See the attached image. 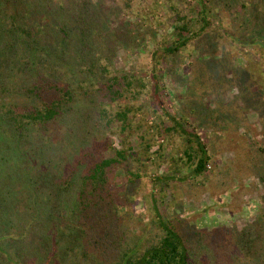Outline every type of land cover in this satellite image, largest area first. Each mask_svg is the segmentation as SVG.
Here are the masks:
<instances>
[{
  "label": "trees",
  "instance_id": "obj_1",
  "mask_svg": "<svg viewBox=\"0 0 264 264\" xmlns=\"http://www.w3.org/2000/svg\"><path fill=\"white\" fill-rule=\"evenodd\" d=\"M226 1L199 0L201 9L195 11L201 16L200 34L194 20L171 3L176 13L172 39L165 51L157 54V60L166 62L190 51L196 36H205L202 39L209 45L219 43L221 34L212 29L210 5ZM238 1L246 11L253 4L255 18L251 14L245 18L251 33L234 36L242 46H255L264 56V0ZM90 2L69 0L68 5H58L56 0H0V264H197L198 257L204 262L211 260L209 264H264V214L242 230L224 225L220 230L187 233L160 212L155 200L158 194L153 191L158 212L152 225L154 233L144 239L132 226L133 213L128 214L133 221L124 217L115 178L120 167L125 168L130 182L141 178L132 165L141 153L131 141L136 132L131 119L145 110L147 104L137 102L147 86L134 88L129 77L110 75L101 60L86 62L95 26L97 22L104 25L103 16L96 15ZM73 57L83 63L79 68L81 83L91 75H98L102 82L95 94L83 88V104H78L71 81H62L60 76L63 65H73ZM210 74L199 75L197 80H208ZM246 75L244 93L262 106L264 92L262 97H251V89L264 85V70L257 79L247 70ZM202 89L203 84L189 105L194 112L202 104L198 97ZM123 99L129 100L125 106L118 104ZM158 102L163 109L165 103ZM115 103L119 106L112 109ZM199 110L205 112L207 121L211 118L203 107ZM164 119L153 126L152 138L176 131L187 142L183 155L175 160L180 181L211 172L209 185L201 187L193 182L186 192L199 198L211 190L214 203L200 213L211 214L217 206L242 210L247 191L240 180L251 170V163L255 168L257 164L258 176L264 180V167L259 166L264 149L253 157L242 152L237 124L226 125L219 137L214 133V140L207 142L176 117L174 124ZM115 124L120 149L114 147L112 138L102 140ZM159 146L163 157L166 145ZM151 147L150 143L146 146L148 153ZM112 149L116 154L106 156ZM227 151L236 156L218 163L217 155ZM185 170L189 176L183 174ZM170 178L175 175L157 180L168 183ZM30 235L38 238L36 245L28 243Z\"/></svg>",
  "mask_w": 264,
  "mask_h": 264
},
{
  "label": "rangeland",
  "instance_id": "obj_2",
  "mask_svg": "<svg viewBox=\"0 0 264 264\" xmlns=\"http://www.w3.org/2000/svg\"><path fill=\"white\" fill-rule=\"evenodd\" d=\"M56 2L58 5H68L69 0H56ZM90 3L96 15L103 16L104 25L97 22L95 26L92 50L85 54L86 62H91V59L101 60L104 66H108L110 75L129 77L134 81V88L140 89L142 84L147 86L145 94L137 102L147 104L145 110L137 112L131 119L136 127L131 141L135 150L141 153L138 158L133 159L132 165L135 173H139L141 178L137 182H130V176L125 168L120 167L115 178L116 184H114L120 197L121 211L124 212L126 219L134 220L135 225L132 226L135 232L144 234L143 237L146 239L149 237L147 235L156 231L152 227L158 215L157 206L154 205L153 191L158 194L155 200H158L156 205L160 212L173 223L174 227L178 230L184 227L187 233L200 229L220 230L224 225L242 230L257 221L258 217L264 214V198H262L264 180L258 176L257 164L255 168L252 161L249 162L251 170L240 180L247 191L243 196L242 210L234 211L230 207L217 206L219 208L213 213L202 215L200 211L204 207H211L214 203L211 190L201 193L199 198L190 197L188 193L186 195V192L193 182L201 187L203 184L209 185L207 180L211 172L180 181L178 178L180 174L176 173L175 160L178 161V158L183 155L182 152L187 146L186 140L176 131L152 138L153 126L159 124L162 117L170 124L175 123L173 117H176V120L185 128L200 133L207 142L214 140V133H217L219 137L228 125L237 124L240 125L237 134L241 136L239 139L236 138L241 142L240 150L250 152L252 157L255 153L262 154L264 97L261 101L262 106L250 100L244 93L243 83L247 77L246 70L250 76L254 74L256 79L259 77L264 70V56L255 46H242L234 36L237 33H251L245 18L249 14H251L250 17L255 18L253 4L248 2L250 5L246 11L241 8L238 0L212 3L210 5L212 29L220 32L219 43L213 41L209 45V42L202 39L205 36H196L190 51H182L176 58L170 57L164 62V60H157L156 57L157 54L161 55L165 51L166 43H171V34L174 29L172 24L176 19V13L171 10L170 4L178 7L183 16L194 20L195 29L200 34L201 16L197 10L195 11L197 8L201 9L199 0H91ZM211 30L209 32L212 34ZM228 32L230 35H227ZM247 54L249 57H246ZM73 59V65H63L60 76L62 81H71L78 94V104H83V88L95 94L102 82L98 75H91L87 82L83 79L84 83H81L79 68L83 63L79 57H73ZM209 73L211 76L208 80L203 82L197 80L199 75L206 76ZM54 75V73L51 74V76ZM202 84L204 89L198 97L199 101L203 102L201 101L202 104L194 112L189 105L195 97L196 89ZM262 87L259 85L252 87L253 96L251 97L261 96L264 85ZM128 101L123 99L118 104L125 106ZM158 101L165 103L163 109ZM118 104L115 103L111 108H118ZM200 107H203V110H206L207 115L211 117L208 121L205 118V112L199 110ZM163 111L169 113L171 117L164 116ZM118 131L119 127L115 124L102 136V140L112 138L114 147L122 148ZM149 143L152 147L148 153L146 146ZM161 143L166 145L163 157L158 152ZM22 150L26 151V148ZM114 154H116L115 150L112 149L106 153V156L112 157ZM30 156L33 157V154ZM234 156H236L234 151L223 152L217 155V161L224 164L228 158ZM65 158L66 153H64ZM209 166L213 167L212 164ZM259 166L264 167V159ZM188 172L185 170L183 174L188 175ZM173 174L175 178H170L168 183L157 180L159 177L165 178ZM24 177L25 175L22 176ZM238 183L239 181L237 185ZM129 213H133L132 216L135 219L132 220ZM184 229L181 230L184 231ZM34 232L39 236L38 231L34 230ZM29 237L28 243L36 245L38 238L33 235ZM228 240L226 236L225 241L228 242ZM143 245L140 246L142 250ZM258 255H260L259 252ZM204 261L200 257L197 258V264H209L211 260L207 261L208 263Z\"/></svg>",
  "mask_w": 264,
  "mask_h": 264
}]
</instances>
